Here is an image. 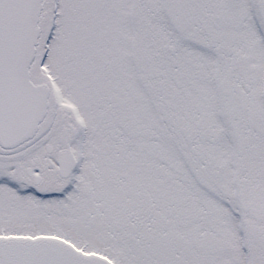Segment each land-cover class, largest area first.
Returning <instances> with one entry per match:
<instances>
[{"label":"snow or ice","instance_id":"obj_1","mask_svg":"<svg viewBox=\"0 0 264 264\" xmlns=\"http://www.w3.org/2000/svg\"><path fill=\"white\" fill-rule=\"evenodd\" d=\"M0 264H264V0H0Z\"/></svg>","mask_w":264,"mask_h":264}]
</instances>
